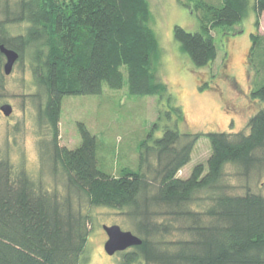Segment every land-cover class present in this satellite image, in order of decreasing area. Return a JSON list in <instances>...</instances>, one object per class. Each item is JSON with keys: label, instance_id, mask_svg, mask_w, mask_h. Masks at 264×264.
Returning <instances> with one entry per match:
<instances>
[{"label": "trees", "instance_id": "1", "mask_svg": "<svg viewBox=\"0 0 264 264\" xmlns=\"http://www.w3.org/2000/svg\"><path fill=\"white\" fill-rule=\"evenodd\" d=\"M180 1V0H179ZM200 10L199 29L174 28V38L195 67L210 65L216 57L212 32L231 28L248 14V0H220L211 5L189 0ZM255 25L264 14V0H254ZM0 44L27 53L37 82L44 90L38 106L52 132L55 159L68 182L92 205L130 207L145 219L140 245L121 253L117 264H135L141 257L155 264H264V195L247 191L228 194L221 184L224 166L232 164L243 175L264 162V82L251 93L261 104L249 119L248 132L208 133L211 154L207 171L197 165L187 179L177 176L190 160L194 141L176 147L172 131L155 145L140 144L139 170L109 175L98 167L95 137L79 125L81 142L69 149L58 144L61 101L67 95H96L103 84L118 89L126 70L131 95H154L159 90L151 72L156 42L149 25L147 0H22L15 10L4 7ZM27 21L25 34L11 36L5 23ZM253 37V42H256ZM2 54L0 53V65ZM177 110V108H174ZM181 116V115H180ZM156 157L152 166L148 156ZM153 172L155 190L147 172ZM211 191L203 213L188 208L195 193ZM152 209V211H151ZM166 215V224L150 218ZM172 219V220H170ZM171 223H170V222ZM172 221L178 222L176 228ZM90 219L66 199L36 193L23 174L0 160V264H82ZM180 231L166 249L153 241L156 233Z\"/></svg>", "mask_w": 264, "mask_h": 264}, {"label": "rangeland", "instance_id": "2", "mask_svg": "<svg viewBox=\"0 0 264 264\" xmlns=\"http://www.w3.org/2000/svg\"><path fill=\"white\" fill-rule=\"evenodd\" d=\"M21 1L0 0V21L5 18V5L15 10ZM147 1L151 13L149 25L156 42L151 55V72L159 91L154 95H131L126 70L122 67L124 82L120 88L112 89L103 84L100 94L64 96L58 122V144L69 149L78 147L81 142L79 125L84 126L95 137L98 167L109 175L119 176L139 170L142 142L153 147L155 141L170 130L177 136L176 147L192 144L196 137L190 160L177 176L187 179L197 165L203 166L204 175L211 154L207 134L247 133L249 119L261 104L251 98V93L264 82V14L259 15L256 26L254 0H248V14L244 19L231 28L212 32L215 60L198 68L180 49L174 38V28L198 30L201 11L193 10L189 0ZM204 1L220 4V0ZM29 26L27 21L5 23L11 36L25 34ZM0 72L3 73L2 68ZM43 94L27 53L17 60L9 75L0 77V105L9 103L12 107L9 116L0 111V160L7 162L15 174H23L36 193L67 198L76 210L88 215L86 243L79 254L82 264H117L124 251L112 255L104 251L107 236L103 225L116 224L142 240L145 219L130 207L92 205L83 192L68 182L67 174L53 153L49 124L39 117L38 106L43 103ZM148 160L152 166L157 165L153 152ZM253 168V173L245 176L237 167L226 164L221 180V184L226 185L225 192L242 195L249 190L264 195V162ZM146 172L151 194L156 182L153 172ZM210 194L207 188L201 189L188 203V208L203 213L209 207ZM168 217H152L150 225L166 224ZM172 223L176 228L178 222ZM175 228L169 233H156L151 239L159 242L161 249H166L181 237ZM135 264L155 263L141 257Z\"/></svg>", "mask_w": 264, "mask_h": 264}, {"label": "water", "instance_id": "3", "mask_svg": "<svg viewBox=\"0 0 264 264\" xmlns=\"http://www.w3.org/2000/svg\"><path fill=\"white\" fill-rule=\"evenodd\" d=\"M0 52L5 56L6 59L3 65V70L5 74H9L13 64L19 58V53L14 49L6 47L4 44H0ZM0 111L3 113V115L9 116L12 112V107L9 103H3L0 105ZM103 230L107 236V239L104 242V251L108 255L125 251L130 247L137 246L142 243V240L139 237L130 231L122 230L116 224L103 225Z\"/></svg>", "mask_w": 264, "mask_h": 264}, {"label": "flooded vegetation", "instance_id": "4", "mask_svg": "<svg viewBox=\"0 0 264 264\" xmlns=\"http://www.w3.org/2000/svg\"><path fill=\"white\" fill-rule=\"evenodd\" d=\"M1 44H2V43H1ZM8 48H9V47H8ZM11 49H12V48H11ZM14 50H15V49H14ZM0 53H1V52H0ZM1 54H2V53H1ZM19 58H20V57H19ZM19 58H18V59H19ZM5 60H6V59H5V56L2 54V61H1V65H0V71H1V68H2V70H3V65H4V63H5ZM16 62H17V61H16ZM16 62H15V63H16ZM15 63H14V64H15ZM14 64H13V66H14ZM12 69H13V67H12ZM12 69H11V71H12ZM1 73H2V72H0V77L3 76V74H4V75H9L11 72H10L9 74H5V72H4V70H3L2 75H1Z\"/></svg>", "mask_w": 264, "mask_h": 264}]
</instances>
